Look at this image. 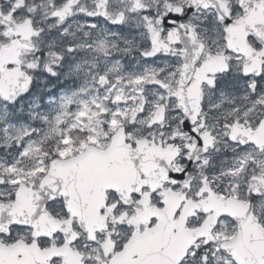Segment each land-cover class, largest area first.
Here are the masks:
<instances>
[{"label": "snow or ice", "instance_id": "1", "mask_svg": "<svg viewBox=\"0 0 264 264\" xmlns=\"http://www.w3.org/2000/svg\"><path fill=\"white\" fill-rule=\"evenodd\" d=\"M0 264H264V0H0Z\"/></svg>", "mask_w": 264, "mask_h": 264}]
</instances>
